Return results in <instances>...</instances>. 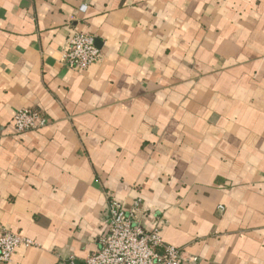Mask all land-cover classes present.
I'll return each mask as SVG.
<instances>
[{
    "label": "crops",
    "instance_id": "obj_1",
    "mask_svg": "<svg viewBox=\"0 0 264 264\" xmlns=\"http://www.w3.org/2000/svg\"><path fill=\"white\" fill-rule=\"evenodd\" d=\"M108 196L195 264H264V0H0V231L34 241L0 264H85Z\"/></svg>",
    "mask_w": 264,
    "mask_h": 264
},
{
    "label": "built area",
    "instance_id": "obj_2",
    "mask_svg": "<svg viewBox=\"0 0 264 264\" xmlns=\"http://www.w3.org/2000/svg\"><path fill=\"white\" fill-rule=\"evenodd\" d=\"M101 59L94 35L72 31L63 48L62 62L74 71H82ZM47 118L36 108H19L11 126L16 133H25L44 127ZM223 211V206H218ZM150 216V228L139 221V216ZM164 219L157 214L145 213L139 197L126 205L108 196L102 213L103 231L97 238V248L85 258V264H195L196 255L183 248L165 243L160 236ZM34 241L8 229L0 231V263L11 261L19 247H30ZM66 264H76L73 255Z\"/></svg>",
    "mask_w": 264,
    "mask_h": 264
}]
</instances>
